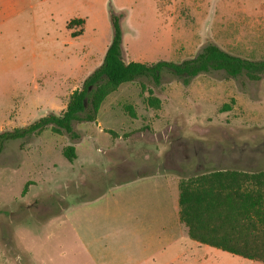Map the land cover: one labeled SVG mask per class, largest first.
<instances>
[{
	"label": "rangeland",
	"instance_id": "374dc122",
	"mask_svg": "<svg viewBox=\"0 0 264 264\" xmlns=\"http://www.w3.org/2000/svg\"><path fill=\"white\" fill-rule=\"evenodd\" d=\"M10 1L1 0V5L8 8ZM23 2L26 8L17 23L22 32L16 31L8 19L0 21V133L27 127L65 110L71 94L102 64L98 55L92 67H80L76 53L86 49L81 58H91L112 40L110 11L121 17L125 62L180 63L196 57L208 45L243 58L264 59V0ZM37 4L49 12L44 23L33 19ZM67 11L88 17L84 37L70 41L62 20ZM151 96L162 102L159 110L153 108L151 112L158 115L153 121L158 130H153L162 133L147 145L130 140L132 150L157 147L163 161L168 157L166 151L173 148L178 158H187L191 163L204 153L218 163L217 168L264 171V76L253 82L211 72L184 84L165 71L159 87L150 79H139L109 99H117L114 105L120 104L123 111L124 106L132 105L145 120L124 125V118L118 116L114 118L115 126L127 131L144 126L148 119L145 111L149 109L146 99ZM224 107L229 110L222 112ZM109 111L118 113L112 108ZM73 127L80 129L77 122ZM89 127L94 139L89 137L81 143L85 147L80 151L79 163L90 162L92 168L101 171L112 164L106 149L110 133H99L91 124ZM146 130L142 127L138 132ZM181 136L188 140L184 142ZM77 141L46 129L40 136L8 142L0 155V243L28 244L33 249L34 264L45 257L46 264H57L56 248L60 243H56L55 226L68 225L63 210H70L74 202L72 181L82 170L79 166L71 170L72 162L63 156V149ZM166 165L160 170H167ZM87 176L91 178L88 171ZM27 183L28 191L22 196ZM49 227H53V238L45 241ZM235 264L248 263L235 260Z\"/></svg>",
	"mask_w": 264,
	"mask_h": 264
},
{
	"label": "crops",
	"instance_id": "0c3cea01",
	"mask_svg": "<svg viewBox=\"0 0 264 264\" xmlns=\"http://www.w3.org/2000/svg\"><path fill=\"white\" fill-rule=\"evenodd\" d=\"M1 3L3 2L0 0V21L8 19V23H12L16 31L22 32L21 26L17 23L21 21L26 3L24 4L23 0H11L8 8ZM35 7L38 9L33 19L44 23L49 12L42 10V4H37ZM51 18L52 15L50 20ZM62 20L70 41L84 37L89 20L85 14L67 11L65 16L62 15ZM73 20L83 21V25L73 26L80 27L78 31L82 30V34L77 37H73L72 34L78 31L68 27ZM111 42L112 40L106 42L99 52H94L91 58H81L86 49L77 52L76 57H80V67L85 64H91L92 67L93 60L98 55L103 63ZM129 84L131 83L122 85L113 94L120 92ZM112 95L107 97L101 105L95 122L78 123L80 129L78 131L74 129L81 138L74 145L77 159L72 162L71 170L74 172L73 168L76 166L82 170L72 181L76 191L75 196L72 197L74 202L70 210H63V218L68 225L66 228L62 224L55 226L56 243H60L56 248L59 251V254H56V263L235 264V260H243L248 264H264V262L250 261L193 240L189 235L188 227L180 218V185L183 181L233 170L217 168L218 163L204 153L191 163L187 158H178L175 155L178 151L173 148L166 151L171 153H168L166 161H161L157 147L148 149L147 146H141L135 151L132 150L128 146L130 140H138L147 145L162 133L153 125L158 115H152V108L146 109L148 119L144 126L128 131L121 130L115 126V117H123L124 125L129 122L134 124L133 121H144L145 117H141L135 110L137 118L132 119L119 108L120 104L114 105V100L117 99H109ZM111 108L116 109L118 113L110 112ZM90 124L96 126L99 133L107 134L106 132L112 131L117 134L114 139L108 134L109 144L106 149L112 164L101 171L92 168L90 162L79 163L80 151L85 147L81 143L89 137L90 140L94 139ZM182 126L185 125L179 127ZM142 127L147 129L145 133L138 132ZM180 139L184 142L188 140L182 136ZM165 164L168 169L161 171V165ZM85 184L87 186L83 187ZM46 232L49 234L44 239L48 241L53 238V227H49ZM0 248H2L0 264H34L36 262L33 260V249L26 243L7 245L0 243ZM46 258L38 259V264H46Z\"/></svg>",
	"mask_w": 264,
	"mask_h": 264
},
{
	"label": "trees",
	"instance_id": "16d2710c",
	"mask_svg": "<svg viewBox=\"0 0 264 264\" xmlns=\"http://www.w3.org/2000/svg\"><path fill=\"white\" fill-rule=\"evenodd\" d=\"M120 19L110 11L113 38L103 63L85 79L81 88L71 94L65 110L60 114L47 115L27 127L0 133V155L8 142L31 139L46 129L53 134H66L72 140H79L81 136L74 130L73 123L95 122L103 102L124 84L146 78L155 87L161 86L165 71L184 84L211 72H223L230 79L245 77L253 82L262 80L264 76V59L243 58L216 45H208L196 57L180 63H127L123 59ZM74 25H83V21L73 20L68 27ZM81 34L82 30L72 36ZM146 104L156 110L162 106L161 100L152 96L146 99ZM228 110L229 107H224L222 112ZM124 111L132 119L137 118L132 105L124 106ZM109 133L117 137L116 133ZM63 156L69 162L76 160L75 147L66 146ZM29 184L25 185L22 196L26 195ZM180 189V218L193 240L250 261L264 262V171L247 173L233 170L199 176L183 181Z\"/></svg>",
	"mask_w": 264,
	"mask_h": 264
}]
</instances>
